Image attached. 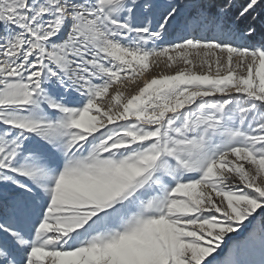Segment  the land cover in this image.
<instances>
[{
  "label": "snow or ice",
  "instance_id": "obj_1",
  "mask_svg": "<svg viewBox=\"0 0 264 264\" xmlns=\"http://www.w3.org/2000/svg\"><path fill=\"white\" fill-rule=\"evenodd\" d=\"M0 264H264V0H0Z\"/></svg>",
  "mask_w": 264,
  "mask_h": 264
}]
</instances>
